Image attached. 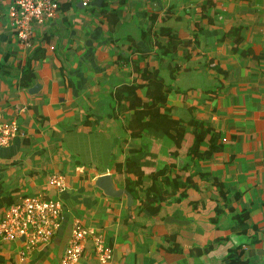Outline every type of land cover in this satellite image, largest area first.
Instances as JSON below:
<instances>
[{"label": "crops", "instance_id": "0c3cea01", "mask_svg": "<svg viewBox=\"0 0 264 264\" xmlns=\"http://www.w3.org/2000/svg\"><path fill=\"white\" fill-rule=\"evenodd\" d=\"M11 1L0 0V112L24 135L0 146V218L40 193L62 199L63 218L24 259L21 239L0 237V264H61L75 217L112 247L106 264H264V0H57L54 16L32 22L29 44L11 25ZM162 27L179 43L160 61ZM134 62L161 66V111L185 125L179 146L155 128L133 136L126 127L132 110H118L114 91L142 81ZM194 131L204 133L199 153L218 147L188 154ZM127 156L143 170L136 194L125 181L136 175L116 167ZM162 167L159 182L186 185L151 210L143 187ZM55 171L65 175L62 192L47 183ZM103 173L118 195L97 185ZM81 262L98 264L90 240Z\"/></svg>", "mask_w": 264, "mask_h": 264}, {"label": "built area", "instance_id": "2783aa9c", "mask_svg": "<svg viewBox=\"0 0 264 264\" xmlns=\"http://www.w3.org/2000/svg\"><path fill=\"white\" fill-rule=\"evenodd\" d=\"M87 4L88 0H81ZM57 0H12L8 15L15 34L23 43L29 44L33 33L32 22L42 23L55 15ZM24 131L15 119H4L0 112V146L8 145ZM49 186L62 192L66 188L65 175L51 172L47 176ZM63 201L60 197H47L44 193L26 195L20 201L10 203L0 218V237L7 240L21 239L20 259L35 248L48 243L61 225ZM23 237V238H21ZM90 240L98 264H106L113 249L102 234L92 226L84 225L78 218L71 221V233L60 258L61 264H82L84 245Z\"/></svg>", "mask_w": 264, "mask_h": 264}, {"label": "trees", "instance_id": "16d2710c", "mask_svg": "<svg viewBox=\"0 0 264 264\" xmlns=\"http://www.w3.org/2000/svg\"><path fill=\"white\" fill-rule=\"evenodd\" d=\"M106 15L108 18L111 17V13L109 12H107ZM112 23L113 21L110 20L109 24L112 25ZM162 28L167 34V40L162 42L161 40L154 37L160 61L162 60V56L167 53L172 56L171 54H174L179 43L175 34L167 32V27ZM146 36V34H143V37L146 38ZM149 38L150 36L147 37V39ZM168 64L169 65L167 68H169L171 72L174 71L175 73L178 68L177 63H172L169 61ZM160 69L161 66L151 70L147 69L146 67L141 68L139 64L134 62V70L137 72L138 77L142 81L138 80L137 82L133 81L132 83H124L119 85L115 88L114 97L117 102L118 110H132L130 117L125 121L126 127L129 129L131 135L137 136L145 128L152 127L169 135L173 142L179 146L183 140L185 125L179 119L172 117L170 113L161 111V105L166 100L169 88L164 82L163 77L159 75ZM174 73H172V75H174ZM32 76L33 71L28 64L22 77L25 81H29ZM137 88L144 89V92L148 97L147 100H143L141 98L137 92ZM189 123L196 126L200 124L194 119H191ZM203 135L204 133L202 132L199 133L194 131L193 142L188 148V154L199 157L208 156L212 150L218 147L215 144H210L206 151L199 153L198 146L203 138ZM122 166L127 172L136 175V179H130L126 177L125 180L127 188L131 191V193L136 194L135 187L139 186L138 184L140 183L141 177L143 176V170L141 169L140 164H138L137 161L130 156L125 157L123 163H116L117 168H122ZM164 171L165 167H162L152 172L150 174L152 177L150 184L143 187L145 192L143 202L147 207L151 208V210L157 208V206L152 205L153 203L155 204L156 202L165 199L167 195L173 194L174 191L179 188V186L186 185L185 181L175 177L170 178L166 185H164L162 182H159L156 179V176L160 173H163Z\"/></svg>", "mask_w": 264, "mask_h": 264}, {"label": "water", "instance_id": "95a60500", "mask_svg": "<svg viewBox=\"0 0 264 264\" xmlns=\"http://www.w3.org/2000/svg\"><path fill=\"white\" fill-rule=\"evenodd\" d=\"M39 86L38 83H35L32 87L31 90L37 89ZM96 183L97 185L101 186L105 192L112 194V195H118L120 193V190H117L114 188L112 179H111V174H101L96 177ZM23 238V237H21Z\"/></svg>", "mask_w": 264, "mask_h": 264}]
</instances>
